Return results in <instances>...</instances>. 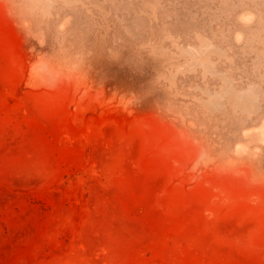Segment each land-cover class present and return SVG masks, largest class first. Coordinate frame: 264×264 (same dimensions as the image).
<instances>
[{
  "label": "rangeland",
  "instance_id": "374dc122",
  "mask_svg": "<svg viewBox=\"0 0 264 264\" xmlns=\"http://www.w3.org/2000/svg\"><path fill=\"white\" fill-rule=\"evenodd\" d=\"M0 264H264V0H0Z\"/></svg>",
  "mask_w": 264,
  "mask_h": 264
}]
</instances>
